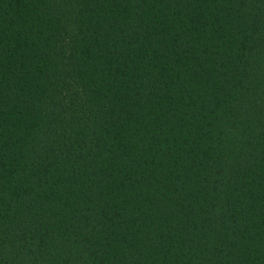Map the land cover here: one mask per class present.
Returning <instances> with one entry per match:
<instances>
[{"label":"trees","instance_id":"obj_1","mask_svg":"<svg viewBox=\"0 0 264 264\" xmlns=\"http://www.w3.org/2000/svg\"><path fill=\"white\" fill-rule=\"evenodd\" d=\"M0 264H264V0H0Z\"/></svg>","mask_w":264,"mask_h":264}]
</instances>
